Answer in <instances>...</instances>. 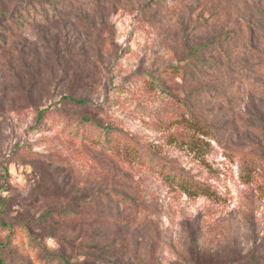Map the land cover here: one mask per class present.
Listing matches in <instances>:
<instances>
[{
  "label": "rangeland",
  "instance_id": "obj_1",
  "mask_svg": "<svg viewBox=\"0 0 264 264\" xmlns=\"http://www.w3.org/2000/svg\"><path fill=\"white\" fill-rule=\"evenodd\" d=\"M46 1L0 49L4 264H264V0Z\"/></svg>",
  "mask_w": 264,
  "mask_h": 264
},
{
  "label": "trees",
  "instance_id": "obj_2",
  "mask_svg": "<svg viewBox=\"0 0 264 264\" xmlns=\"http://www.w3.org/2000/svg\"><path fill=\"white\" fill-rule=\"evenodd\" d=\"M12 3L13 4L11 5L7 2L0 1V49L2 47L1 45H4L7 43V39H8L7 35L10 34L9 32H11L14 29V27L18 25L19 22H21L23 26L29 25L30 21L38 22L37 21L38 15L35 13V10H38V8H40L42 12L39 14L40 15L39 17H42L44 21H47L49 19L48 9L49 10L56 9L53 4L47 3L46 0H35L34 2H25L24 0H16L15 2H12ZM180 68H182L184 71H187L186 68H183V67H180ZM79 102L84 103L85 100L80 99ZM46 110L40 109L38 111V119H42L44 117ZM81 120L82 122L93 123L98 128H101V129L103 128L104 132H109L110 128L105 127L98 120H95L93 118L91 119L90 117H87L84 115L81 116ZM197 185L195 186V188H197ZM203 188L206 189L205 191L207 192L208 186H203ZM186 189H188L186 191L190 194L195 192V190L191 186H188ZM2 246L3 245H0V248ZM56 257L59 258L60 260L62 259L63 262L66 264H74V263H71L64 255L55 256V258ZM4 263H5V260L3 258L2 259L0 258V264H4Z\"/></svg>",
  "mask_w": 264,
  "mask_h": 264
}]
</instances>
